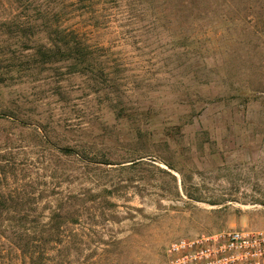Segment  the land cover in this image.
I'll list each match as a JSON object with an SVG mask.
<instances>
[{
	"label": "rangeland",
	"instance_id": "obj_1",
	"mask_svg": "<svg viewBox=\"0 0 264 264\" xmlns=\"http://www.w3.org/2000/svg\"><path fill=\"white\" fill-rule=\"evenodd\" d=\"M15 7L0 1V23ZM36 7L39 25L78 36L111 79L12 49L31 72L0 85V196H21L38 228L71 214L63 264H166L173 241L264 231V0Z\"/></svg>",
	"mask_w": 264,
	"mask_h": 264
},
{
	"label": "trees",
	"instance_id": "obj_2",
	"mask_svg": "<svg viewBox=\"0 0 264 264\" xmlns=\"http://www.w3.org/2000/svg\"><path fill=\"white\" fill-rule=\"evenodd\" d=\"M6 1L16 6L17 13L14 11L6 21L0 23L1 27L7 28L2 33L5 39L0 41L7 42V45H4L6 48L0 47L1 86L17 83L23 77V72H31V69L22 67L27 64L17 61L19 57L14 51L20 50H33L32 54L28 55L32 59V65L46 67L68 62L72 74L89 75L94 85L110 83V73H107V67L99 61L100 55L94 54L95 51L84 46L78 36L66 33L59 26H54L48 31L43 25H39L37 0ZM54 17L59 20V13H55ZM44 25L49 29L47 21ZM41 27L46 32V43L35 49L31 46L32 40ZM12 49L14 51H11ZM3 50L7 52L3 53ZM0 175L6 176L7 173L0 169ZM21 200V196H0V264H12V259H8V254L3 252L4 246L17 252L16 258L18 257L20 264H63L70 254L71 235L63 231L62 227L72 223L71 214L52 212L48 226L38 228L35 217L30 219L31 214L28 211L16 209L17 206H22ZM10 204L15 206L12 211H8ZM27 224L36 226L26 228ZM50 252L54 254L50 255Z\"/></svg>",
	"mask_w": 264,
	"mask_h": 264
},
{
	"label": "built area",
	"instance_id": "obj_3",
	"mask_svg": "<svg viewBox=\"0 0 264 264\" xmlns=\"http://www.w3.org/2000/svg\"><path fill=\"white\" fill-rule=\"evenodd\" d=\"M166 264H264V231L231 229L179 239L165 249Z\"/></svg>",
	"mask_w": 264,
	"mask_h": 264
}]
</instances>
